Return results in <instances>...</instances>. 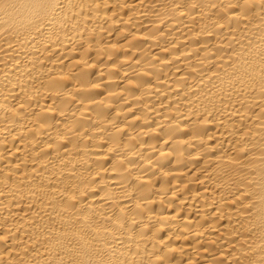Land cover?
Returning a JSON list of instances; mask_svg holds the SVG:
<instances>
[{"label": "bare ground", "instance_id": "obj_1", "mask_svg": "<svg viewBox=\"0 0 264 264\" xmlns=\"http://www.w3.org/2000/svg\"><path fill=\"white\" fill-rule=\"evenodd\" d=\"M0 264H264V0H0Z\"/></svg>", "mask_w": 264, "mask_h": 264}]
</instances>
